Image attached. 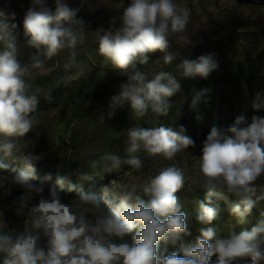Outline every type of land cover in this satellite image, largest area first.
Returning <instances> with one entry per match:
<instances>
[{"label":"clouds","instance_id":"1","mask_svg":"<svg viewBox=\"0 0 264 264\" xmlns=\"http://www.w3.org/2000/svg\"><path fill=\"white\" fill-rule=\"evenodd\" d=\"M88 2L80 0V7L72 8L67 0H54L52 11L47 0H32L33 6L23 20L26 45L35 50L29 56V64L18 59V43L13 34L17 25L10 23L15 20V13L0 9V172L8 171L9 160L23 165L11 182L23 189L14 202L17 214L23 215L26 209L28 217L21 231L0 229L2 264H210L213 256L216 264H241L246 258L251 264H264V218L250 231L232 233L227 238H218L214 227H202L194 242L181 245L182 255L177 251L165 255L161 251V242L176 245L182 237L192 235L187 213L182 211L177 196L188 180L185 170L175 162L158 167L155 175L143 182L103 186V198L69 184L67 191H77L79 198L66 203L61 197L65 178H56L47 197L43 186L33 183V162L41 156L25 155L17 144V138H23L37 123L33 114L38 109L37 93L41 89L33 92L29 81L34 79L33 70L43 73L46 61L84 43L83 21L76 17ZM116 19L110 23L114 25ZM118 19L119 27L99 29L95 34L102 56L121 70L131 69L119 94L111 97L108 116L125 103L137 119L149 113L167 116L172 107L169 98L181 91L176 76L162 70L149 79L148 73L136 70V65L148 64L149 53L164 52L170 37L189 43V10L176 0H129ZM162 59L171 64L173 56L166 54ZM71 67L70 60L65 69ZM180 67L184 77L206 78L218 65L211 56H201L198 61L185 60ZM206 92H196L193 105ZM44 99L51 103V92L44 93ZM253 107H264L259 96ZM185 132L183 126L178 130L164 126L130 127L126 157L106 153L90 161V167L93 172L103 168L109 173L122 165L140 170L144 164L138 155L141 151L154 163L157 157L174 161L178 154L195 146ZM195 175L193 183L207 189V203H199L197 222L211 225L216 219L218 209L211 206L212 197L220 189L239 197L230 212L244 223L258 201L264 200V188H258L256 183L264 176V117L254 115L249 122L240 115L226 129L213 126L203 141ZM92 177L87 172L81 179L88 181ZM45 179L51 181L53 177L47 174ZM109 193L119 197V203L108 199ZM35 197H39L38 202L32 204Z\"/></svg>","mask_w":264,"mask_h":264},{"label":"rangeland","instance_id":"2","mask_svg":"<svg viewBox=\"0 0 264 264\" xmlns=\"http://www.w3.org/2000/svg\"><path fill=\"white\" fill-rule=\"evenodd\" d=\"M67 2L72 8L80 7V0H67ZM128 3L129 0H89L76 17L83 21L86 33L84 43L78 44L74 50L66 49L58 56L46 61L42 74H36L40 70H33L34 79L29 81L32 84V91L35 92L39 88L41 89L39 93H46L51 88L56 71L60 67H64L70 60L72 62V67L65 70L64 102L56 110L37 118L34 128L23 138H17L18 147L25 155L41 156L39 161L33 162V166L41 172L52 171L56 166L59 169L58 172L64 173L66 178L79 179L83 175L86 164L95 160L99 155L123 153V158L126 157L127 130L130 127L138 126L137 118L133 116L128 103L117 108L113 116H108L111 97L119 94L121 84L110 87L108 94L104 97H92L85 105L89 112L81 116L80 124L67 125V122L71 115L70 106L78 102V93L88 88V78L95 75L104 58L99 53V44L95 34L99 29L107 30L110 26L119 27L118 17L122 14L123 7ZM176 3L187 8L190 12V20L186 29L189 43L182 44L177 41L176 37H170L168 48L164 52L158 50L154 60L140 68L139 71L148 73L149 79L159 71L170 72L179 81L181 91L169 98L168 102L172 107L167 116L158 117L149 113L144 117L146 127L161 125L178 130L180 126H183L186 130L185 134L191 137L192 133L185 106L187 96L183 91L186 86L184 81H188L189 78L183 76L180 65L185 60L198 61L201 56H211L218 65L206 78L194 77L201 84L197 92L207 90L206 94L197 102L199 107L204 110L202 115L207 126H214V119L219 110L218 96L223 101L220 105V112L224 118L236 115L233 111L234 106L240 107V111L249 122L254 115L264 117V107H261L258 113L254 112L257 109L253 107L258 96L259 102L264 103V41L250 43L247 40L253 37V34L262 36L264 39V0H176ZM32 6V0H0V9L15 13V20L10 23L17 25L13 34L18 43L19 61H26L31 50L26 45L23 20L27 10ZM47 6L55 11L54 0H47ZM90 8L95 10L90 11ZM114 17L117 19L112 25L110 21ZM166 54L173 56L171 64L163 62L162 58ZM245 55H248L252 68L249 84L237 79L238 68L245 66L243 62ZM238 63L241 65L238 66ZM126 82L127 80L124 83ZM189 87L191 91L195 89L194 84ZM195 93H193V97ZM127 113L129 121L123 123L121 115ZM66 126L69 134L64 135L65 144H62L58 136L62 134V130ZM110 137L114 141V146H110L108 150L102 149V141H109ZM206 137L200 136L194 147L178 154L174 161H165L157 157L154 163L153 158L147 154L142 156L141 153H138L144 161L140 170H133L127 165H122L120 169H114L112 173L103 170L97 175L101 176L107 173L114 175L109 177L103 186H110L111 183L113 186L127 185L143 182L147 177L155 175L158 167L167 166L173 162L177 163L185 170L188 180L183 189L177 193L181 209L187 213L188 229L191 228L193 234H199L200 228L208 225L192 222L189 208L194 203L191 196L207 190L203 186L193 183L196 179L195 166L198 163V157L201 155L203 141ZM120 138L123 141L120 142ZM6 162L12 165H22L11 160ZM256 183L258 188H264V176ZM7 191L8 194L5 195ZM216 192L224 197L235 196L220 189H217ZM22 194V188H16L7 181L5 176L0 175V229L10 232L23 229L28 218L27 210H24L23 215L17 214V205L14 203ZM43 194L47 197L48 193ZM111 195L119 200V197ZM61 197L66 203L75 200L69 194L61 193ZM142 198L147 199V197ZM38 199L39 197H35L31 203H37ZM252 212L263 214L264 200L258 201ZM229 235L230 232H225V236L221 238H227ZM44 243L45 240L42 237L41 244ZM246 262L251 264L250 258H246Z\"/></svg>","mask_w":264,"mask_h":264},{"label":"trees","instance_id":"3","mask_svg":"<svg viewBox=\"0 0 264 264\" xmlns=\"http://www.w3.org/2000/svg\"><path fill=\"white\" fill-rule=\"evenodd\" d=\"M259 37V38H258ZM258 38V39H257ZM248 42L250 43H254V42H258L261 41L263 39L262 36H258L257 34H253V37L248 38L247 39ZM260 45V44H259ZM34 49H31L28 56L26 57V61H20L22 64H26L27 62L29 63V56L31 55L32 52H34ZM158 51L153 52V53H149L148 54V64H150L154 58L156 57ZM245 60L243 61L245 63V66H241L238 68L237 70V79H240L242 82H245L247 84H249L250 82V76L252 74V68H251V62L250 59L248 58V55H245ZM146 65H140L137 64L136 65V70H139L140 68L147 66ZM241 65L238 63V66ZM247 65V66H246ZM65 66L64 67H60L53 78V82L51 85V88L49 89L48 92H51L52 96H53V100L51 103L47 102L44 99V93H37L38 97H39V105H38V109L37 112L34 113L33 115L35 116V118H39L42 115L49 113L51 111L56 110L57 108H59L61 106V104L64 102L65 99V84H64V75L66 74L65 71ZM131 69H129L128 71L125 70H121L119 68H117L114 64H112L111 61L107 60L105 57L103 58L102 62H101V67L98 68V71L95 72V75H93V77H89L87 80L88 83V88L80 93L79 96L77 97L78 102H75L74 104H72L71 107V115L68 118V122L67 125L69 124H74V125H78L81 123V116H84L87 114V112H89V109H87L85 107V105L87 104L88 101H90V99L92 97H104L106 96V94H108L109 88L118 84H122L127 80V76H128V72H130ZM185 78H189L188 81H184V85H186L183 89L184 93L187 96L186 102H185V106H186V115L187 118L189 120V124H190V128H191V138L194 140V142L196 143V140H198V138H200V136H207L208 133L210 132L211 128L213 126H207L204 123V117H203V111L201 107H199L198 103H196L195 105H193V93L197 92L198 89H200L201 84L199 83L198 80H195L194 77H185ZM191 84L195 85V91L194 90H189V86ZM197 88V90H196ZM218 98V111H217V116L214 119V126L218 127V128H223L226 129L227 127H229L230 125H232L235 121V119L240 116L243 115V113L240 111V107L238 106H234L233 107V111L235 112V116L234 117H230V118H224V116L222 115V113L220 112V105H222V99L219 96ZM232 107V105H231ZM254 112L258 113L260 111L255 110ZM128 117L129 114H123L121 115V121L123 123H128ZM137 125L143 128H147L145 125V120L144 117L143 118H139L137 119ZM161 126V125H158ZM69 134V131L67 130V126L65 128H63L62 130V134H60L58 136V139L60 140V142L62 144H65L64 141V135ZM207 134V135H206ZM123 141L122 138H120V142ZM110 146H114V141L111 139V137L109 138V141L103 140L102 141V149L108 150L110 148ZM141 155H146V153H144L143 151L140 152ZM122 159H123V153H119L118 154ZM101 156L99 155V157L97 156L95 158V160H98ZM7 163V162H6ZM9 165V169L6 172H0V175H3L6 177L7 181L12 184L11 182V178L14 177L16 175L17 172H19L22 168L23 165H12V164H8ZM122 167V166H121ZM35 168V179L33 180V183L36 185H40L43 186L44 188V193H48L49 189L51 187L54 186L55 184V180L57 177H61V178H65V188L64 191L61 193L64 194H69L71 195L73 198L78 199V192L76 191H72V192H68L67 188L68 185L71 184L73 186H75L77 189H83L85 192L88 191H94L96 192L98 195H100L103 198V194L100 192V187H102L106 182L107 179L111 176L109 173L107 174H102L101 176H98L97 174L100 171H103V168H98L95 170V172H93V170L90 167V162H88L83 170V174L85 173H89L92 174L93 177L91 180H83L81 178L79 179H73V178H66L64 173H59V169H57V167L55 166V168L52 171H48L46 173L41 172L39 169ZM15 170V171H13ZM47 174H51L53 179L51 181H48L45 179ZM16 188H20L19 186L14 185ZM206 196H207V190L204 192H197L195 194H193L191 196V198H193L194 203L190 205L189 211H190V220L194 223L197 222L196 220V213L198 211L199 208V203L200 202H205L207 203L206 200ZM108 199L112 200L114 203H119V200H117L114 196H112L111 194H108ZM69 201H71L72 199H67ZM239 202V197L237 196H233V195H228V196H221L216 192V195H214L212 197V205L213 207H216L218 209V215L216 217V219H214V221L212 222L211 225H208L207 227H214L216 229L217 232V237L221 238L225 236V232H230V234L235 233V234H239L242 230H251L254 226H256L257 222L259 221L260 218H264V212L263 214H257L252 212L250 215H248L245 219L244 223H240L238 218L235 217L233 214H231L230 212V208L232 205L236 204ZM192 235L191 236H185L182 237L180 241L177 242L176 245H172L171 243H167L165 244L164 242H161V251L164 252L165 255L170 254L172 251H177L179 254H183L182 251H180L181 249V245H187L190 244L192 242H194V239L197 235L194 233L192 229H188ZM129 241H131V236L128 237ZM216 257L213 256L210 264H216ZM0 264H2V258H0ZM241 264H247L246 259L244 261H241Z\"/></svg>","mask_w":264,"mask_h":264}]
</instances>
